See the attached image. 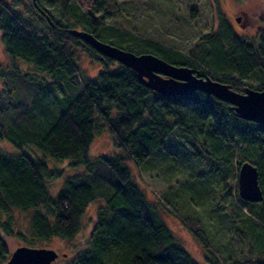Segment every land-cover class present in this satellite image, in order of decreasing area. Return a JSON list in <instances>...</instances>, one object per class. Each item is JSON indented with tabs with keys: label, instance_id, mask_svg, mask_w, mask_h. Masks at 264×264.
I'll return each instance as SVG.
<instances>
[{
	"label": "trees",
	"instance_id": "16d2710c",
	"mask_svg": "<svg viewBox=\"0 0 264 264\" xmlns=\"http://www.w3.org/2000/svg\"><path fill=\"white\" fill-rule=\"evenodd\" d=\"M108 2L93 0L85 10L76 0H0L5 49L50 74L16 71L15 65L0 69V143L8 140L19 149L0 145V264L13 251L8 238L31 247H45L54 237L72 240L87 207L98 200L87 248L64 264H202L164 220L160 202L201 241L206 264H264V198H241L237 179L243 162L254 163L264 193V125L237 116L229 103L202 91L162 95L142 83L132 68L71 32L84 29L135 53L196 68L236 90H264V29L239 36L221 13L223 28L217 32V0H173L204 44L185 52L109 25L96 13L105 11ZM215 41L219 45L211 58L214 47L209 45ZM80 52L100 61L95 78L83 74ZM104 125L122 153L90 156V145ZM48 155L72 158L73 165L85 168L67 177L56 196L47 177L60 171L50 168ZM204 160L208 168L203 172L189 169ZM129 162L159 203L147 198ZM206 172L216 180L225 172L232 176L234 209L215 213L223 227L238 224L235 234L246 247L243 254L236 255L230 240L227 251H220L200 213L179 209L180 191L190 178Z\"/></svg>",
	"mask_w": 264,
	"mask_h": 264
},
{
	"label": "rangeland",
	"instance_id": "374dc122",
	"mask_svg": "<svg viewBox=\"0 0 264 264\" xmlns=\"http://www.w3.org/2000/svg\"><path fill=\"white\" fill-rule=\"evenodd\" d=\"M82 8L88 10L92 7L93 0H76ZM109 7L104 11L97 9L96 13L104 17V21L113 27H119L134 33L140 38L151 40L153 42L164 43L174 48L188 52L195 45L202 47L204 44L199 43L189 24L175 8L173 0H108ZM219 9V18L217 21V32L223 28V18L221 13L231 23V29L239 36H252L257 30L264 29V0H217ZM100 10V11H99ZM241 10L248 12L249 22L244 26L235 19V14L239 15ZM218 48V41H215L209 47ZM141 52V51H137ZM79 63L83 74L95 78L102 66L100 61L92 59L83 53H79ZM16 66V71L37 73L42 76L50 77L46 71L36 70V66L32 61L24 59L20 56H13L4 46L2 41V31L0 30V69L7 66ZM0 80L3 79L0 77ZM69 92V90H67ZM68 95V93H67ZM0 145L8 151H18L19 149L9 142L3 140ZM32 156H42L41 152L34 153L26 149ZM121 149L114 146L112 141V133L107 125H104L99 133H96L94 140L89 148L90 156H117L121 154ZM46 161L50 168H58L60 174L47 177V183L52 195L56 196L63 187L67 177L84 171L83 165L75 166L72 164V158L58 160L56 158L46 156ZM206 160L202 166L193 163L189 168L192 172L201 173V168H208ZM134 180L139 184L140 188L145 192L148 199L157 201V197L151 188L141 179L138 167L133 163H128ZM230 167V166H229ZM187 168V167H186ZM222 179V181H219ZM238 179V177H237ZM186 188L180 191L179 209L183 212L191 213L198 211L204 220L205 231L209 239L219 248L220 251L226 252L225 244L230 240L229 244L233 247L236 255L243 254L245 245L236 239L235 229L238 225L225 226L222 220L217 221L219 211L230 212L234 209L231 203L233 198L232 192L235 185L230 173L225 172L224 175L217 180L212 179L207 172L204 175L189 179ZM102 201L98 200L90 203L82 218V228L80 232L72 240H62L60 238H52L48 242H44L43 246L53 248L58 253V258L52 264H64L68 258L77 254L81 249H86L90 238L95 220L97 207ZM163 204V203H162ZM161 205L164 220L168 223L182 244L189 252L202 264H206L205 251L201 241L191 232L184 222L173 212L165 208V204ZM216 212V213H215ZM219 216V215H218ZM219 219H221L219 217ZM22 225H28V220L23 215L21 217ZM8 243L12 250L21 246L18 240L8 238ZM241 254V255H242Z\"/></svg>",
	"mask_w": 264,
	"mask_h": 264
},
{
	"label": "water",
	"instance_id": "95a60500",
	"mask_svg": "<svg viewBox=\"0 0 264 264\" xmlns=\"http://www.w3.org/2000/svg\"><path fill=\"white\" fill-rule=\"evenodd\" d=\"M71 32L103 55L132 68L142 83L162 95L202 91L229 103L237 116L264 125V90L252 87L236 90L196 68L172 64L153 53H135L105 42L84 29L75 28ZM238 191L247 201L258 202L264 198L258 167L250 161L243 162L239 168ZM58 256L53 248L21 245L12 251L6 264H52Z\"/></svg>",
	"mask_w": 264,
	"mask_h": 264
},
{
	"label": "flooded vegetation",
	"instance_id": "af4514ba",
	"mask_svg": "<svg viewBox=\"0 0 264 264\" xmlns=\"http://www.w3.org/2000/svg\"><path fill=\"white\" fill-rule=\"evenodd\" d=\"M235 19H237L242 26H245L249 22L248 12L245 10H241L239 15L235 14Z\"/></svg>",
	"mask_w": 264,
	"mask_h": 264
}]
</instances>
